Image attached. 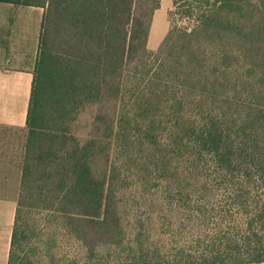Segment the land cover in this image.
Segmentation results:
<instances>
[{
  "label": "trees",
  "instance_id": "1",
  "mask_svg": "<svg viewBox=\"0 0 264 264\" xmlns=\"http://www.w3.org/2000/svg\"><path fill=\"white\" fill-rule=\"evenodd\" d=\"M159 1L0 0L43 8L7 264H264V0H172L151 50Z\"/></svg>",
  "mask_w": 264,
  "mask_h": 264
},
{
  "label": "crops",
  "instance_id": "2",
  "mask_svg": "<svg viewBox=\"0 0 264 264\" xmlns=\"http://www.w3.org/2000/svg\"><path fill=\"white\" fill-rule=\"evenodd\" d=\"M42 13L41 7L0 2V129L25 128ZM1 187L0 179V264H7L16 193Z\"/></svg>",
  "mask_w": 264,
  "mask_h": 264
},
{
  "label": "rangeland",
  "instance_id": "3",
  "mask_svg": "<svg viewBox=\"0 0 264 264\" xmlns=\"http://www.w3.org/2000/svg\"><path fill=\"white\" fill-rule=\"evenodd\" d=\"M171 9L172 0L159 1V6L154 10L151 19L147 37L148 49L155 50L166 35L170 24L169 11ZM37 27L39 28L38 24ZM120 106V101L108 97H104L98 102L85 103L80 107L70 125L72 133L80 141H96V152L93 157L92 167L97 175L106 173L108 170L109 127L115 123L116 113ZM24 133V130L0 129L1 191L2 193L5 190L14 191L16 199L20 182ZM44 217L45 215H40L39 218L40 233L44 229L45 222L42 220ZM39 237L43 236L40 235ZM61 247L64 254H68L69 256L79 252V249L75 247V244L71 240L64 239Z\"/></svg>",
  "mask_w": 264,
  "mask_h": 264
}]
</instances>
